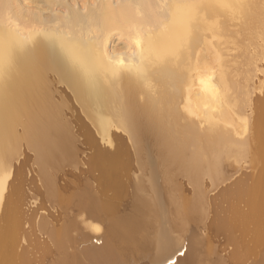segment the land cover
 <instances>
[{"label":"bare ground","instance_id":"obj_1","mask_svg":"<svg viewBox=\"0 0 264 264\" xmlns=\"http://www.w3.org/2000/svg\"><path fill=\"white\" fill-rule=\"evenodd\" d=\"M262 56L264 0H0V202L25 142L46 197L90 218L47 229L50 264H264V252L256 255L264 242V96L255 102L256 150L236 136ZM71 103L103 137L125 132L134 152L153 141L154 154L147 145L141 153L148 174L133 177L130 192L118 179L128 164L121 149L94 151L88 169L98 173L84 176L82 192L57 185L54 168L74 145ZM15 190L0 216V264L31 260L14 249L23 231ZM192 222L225 233L232 248L220 254L202 237L183 257L159 260L174 231ZM84 228L105 235V245H84L92 236Z\"/></svg>","mask_w":264,"mask_h":264},{"label":"rangeland","instance_id":"obj_2","mask_svg":"<svg viewBox=\"0 0 264 264\" xmlns=\"http://www.w3.org/2000/svg\"><path fill=\"white\" fill-rule=\"evenodd\" d=\"M233 49H231V52L228 51L229 54L231 55L230 57H232V54L235 55V52H236L235 56H237L238 52H240L239 47L235 48V50ZM228 56L229 55H227L226 57ZM233 58H237V57H233ZM236 60L238 61L239 58H237ZM257 63H258L257 67L252 72L250 76V80L248 82V87L250 89L249 102H248L249 104H246V106H243L242 112L240 114L241 121L240 120L237 121L239 122L237 124L238 125L237 129L239 128L238 129L239 134L236 135L238 138L247 139L250 142L253 151L256 150L258 146L256 136H255V130H254V123H255L257 113H258L255 102L257 98L259 99L264 96V56L259 58L257 60ZM240 105L242 106V102H240ZM79 116L81 115H79L78 106L75 103H71V107L67 110L66 117L67 119H69L70 122L73 123V125H75L73 127V134H72L74 137L73 138L74 145H73L72 153L70 157H68V159H66L65 162L59 159V161H57V165L54 168L53 174L55 175V180H56L57 185H59L60 188H63V190H69L68 192H77V193L82 192L83 187L80 186V183L84 180V176L87 174V175H90L91 177H95V175L98 173V171L94 169L90 171L88 169L90 168V165L94 163V160H95L94 151L96 153V151H98L96 149H99V150L103 149L106 151H110V150L115 151V150L121 149L122 151L123 150L125 151V152L123 151L122 153V156H123L122 160H124L123 163L124 165L128 163L127 165L129 167L125 165L123 169H120L119 173L121 174H119L120 177L118 176V179L120 178L119 182L122 181V183L121 182L120 183L123 185L127 182L124 185V187H125V190H127V192H130V189H132L130 185L135 181V180L133 181V179L136 176H138L140 172L142 175L140 174L139 177H143L146 171L147 173L145 176H147L148 174V169L145 166L146 157L144 158L145 160H143V157L145 156L144 152L146 151L147 148H148L147 150H149L151 154H154L153 141L151 139L144 140L145 142L142 144V146H140V148L142 149L144 148L145 150V151L140 150L141 153L143 154L142 155L140 152H137L136 150L134 152V149H135L134 144L131 143L133 141L125 132H122L121 130L119 132L118 130V132L116 131V133H113V131L115 132V130L117 129L112 128L113 130H111V132L107 136L103 137V135L99 133L97 130H95L93 127H91L90 124L88 125L89 122L86 119H83L82 117H79ZM76 117L79 119H75ZM84 121H86L87 123L86 122L84 123ZM83 126L89 127L90 129L88 131L83 130V129H86ZM123 145H126V146H123ZM146 145H147V148L145 149ZM120 147H124L126 149H122ZM126 150H128L130 155L128 154ZM134 153L136 154V156ZM139 156L142 158H140ZM123 158H126V159H123ZM127 158H128V161L130 160L129 162H127ZM261 161L262 160L253 162V165L256 169V171L254 169L253 171L255 172L256 175L258 174L257 171H259L261 168V165L263 162ZM138 162H139V165H137ZM250 163H251L250 160L244 159L242 165L244 166L246 164L245 166H247ZM143 164L145 167L143 166ZM36 167H37V164L34 159L33 151L27 146L25 142H21L18 148V153L11 160V164L8 170L7 187L4 191L3 199L0 202V216H2L5 213L4 212L3 214H1L2 211H4L5 209L4 206H6L8 197L11 196L12 190L16 189L17 192L19 193V196H22L20 197L21 205L19 208L20 209L19 214L21 213L20 214V220H22L21 229H23V231L22 230L21 231L23 232V234L22 232H20L22 236L20 235L19 236L20 238H18L19 241H17L18 243L17 242L15 243L16 244L15 245L16 247L14 246L15 247L14 249L16 250L15 253L16 254L25 253L24 256H26L27 259H31L29 260V264H50L51 259H54L55 258L54 256H56L55 254L56 250L51 240V237L49 236L47 232V229L51 228L52 226H59L63 222V219L69 218V219H72L73 221H81V219H83L85 222H88L90 221V218H87L86 216H84V212L78 210L74 206L63 207L58 202L48 199L46 197V193L44 191V186L42 185V181H40L42 180V178L39 175L38 167L37 168ZM126 167H128V169H126ZM254 167H250L249 170ZM124 172L125 174H123ZM122 177L124 178L121 179ZM123 180L125 181V183L123 182ZM127 180L129 181V183ZM94 182L95 181L91 179V184L92 183L94 184ZM10 184H11V188H10ZM183 184L185 186L186 183H183ZM126 187H130L129 190ZM8 189H12L10 190L11 192H8L9 191ZM16 196H18V194ZM16 196L14 195V197ZM108 196H109V192H107L102 197L108 198ZM238 207L241 208L239 209V210H242L241 212H243V210L245 209L242 203L239 204ZM41 222H44L43 224L44 226L41 225ZM93 222H96V221H93ZM1 223L2 221L0 217V224ZM195 223L196 222H192L191 225L193 224L192 226L193 228H195V230L196 228H198L195 231L197 236L200 238L206 237V240H207V241L205 240L206 242L210 240L212 245H214L219 250L220 254H225L228 250L232 248V245L228 242L225 233H216L213 229L207 228L206 226L205 227L201 226V224L196 223V225H200V229H199V226L195 227ZM192 230L194 231V229ZM83 231H86L88 233L92 232V234L95 233L91 228H87V229L84 228ZM75 232L76 231L73 230L71 231V234H76ZM174 232H172L174 235L179 234L178 236H179L180 242H183L185 240L184 235H186V233L180 234L177 231H174ZM8 239L9 238H7V241H9ZM247 239L248 238L245 237L244 241H247ZM261 244L257 246L258 249L256 248L257 249L256 255L260 254L261 252H264V249H263L264 242ZM44 245H48L49 247L45 246L44 248ZM33 247H36V248H33ZM43 248L48 249L49 252L47 255H43L42 253L44 252ZM0 253H1L0 257H2V254L4 255V253L2 252ZM38 255H40L41 257Z\"/></svg>","mask_w":264,"mask_h":264},{"label":"water","instance_id":"obj_3","mask_svg":"<svg viewBox=\"0 0 264 264\" xmlns=\"http://www.w3.org/2000/svg\"><path fill=\"white\" fill-rule=\"evenodd\" d=\"M191 228H192V225H190L188 227V229L184 232V233H186V235H184L185 240L183 242H180L179 236H177V238L175 239L176 241L174 243V246H172L171 250L159 260H163L166 257L170 256L171 254H177L179 257H183V250L185 249V247L187 248V250H189V248H190L192 242L194 241V239H198V238L202 239V238L198 237L197 234ZM181 233L182 232H180V234ZM90 234H92V232ZM94 234L95 233L92 234L91 239L89 240V242L87 244H84V245L90 246V247H92L94 245L103 247L105 245V242H106V236L105 235H101L99 237V236L94 235ZM86 246H83V248L86 247ZM178 249H180V250H178ZM151 260H152L151 256L149 255V256H146L144 258V260H142V261H144L146 263H149V262H152ZM174 261H175L174 259H169L165 264H173ZM139 263H140V261H139Z\"/></svg>","mask_w":264,"mask_h":264}]
</instances>
